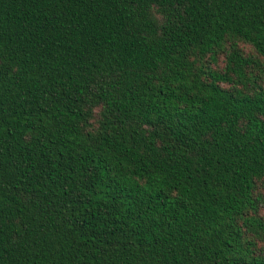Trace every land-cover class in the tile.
Instances as JSON below:
<instances>
[{
	"label": "trees",
	"instance_id": "trees-1",
	"mask_svg": "<svg viewBox=\"0 0 264 264\" xmlns=\"http://www.w3.org/2000/svg\"><path fill=\"white\" fill-rule=\"evenodd\" d=\"M0 264H264V0H0Z\"/></svg>",
	"mask_w": 264,
	"mask_h": 264
}]
</instances>
